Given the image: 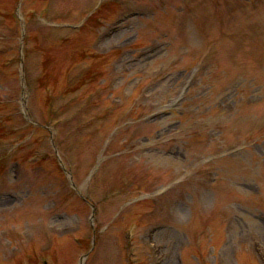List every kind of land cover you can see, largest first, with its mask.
<instances>
[{"label":"rangeland","instance_id":"374dc122","mask_svg":"<svg viewBox=\"0 0 264 264\" xmlns=\"http://www.w3.org/2000/svg\"><path fill=\"white\" fill-rule=\"evenodd\" d=\"M0 264H264V0H0Z\"/></svg>","mask_w":264,"mask_h":264},{"label":"trees","instance_id":"16d2710c","mask_svg":"<svg viewBox=\"0 0 264 264\" xmlns=\"http://www.w3.org/2000/svg\"><path fill=\"white\" fill-rule=\"evenodd\" d=\"M104 4H105V3H103V4L101 5L102 7L100 6V9H102V8H103V5H104ZM98 10H99V9H98ZM79 87H80V86H79ZM79 87H78L77 89H79Z\"/></svg>","mask_w":264,"mask_h":264},{"label":"water","instance_id":"95a60500","mask_svg":"<svg viewBox=\"0 0 264 264\" xmlns=\"http://www.w3.org/2000/svg\"><path fill=\"white\" fill-rule=\"evenodd\" d=\"M67 173H68V172H67ZM81 262H83V260H82Z\"/></svg>","mask_w":264,"mask_h":264}]
</instances>
